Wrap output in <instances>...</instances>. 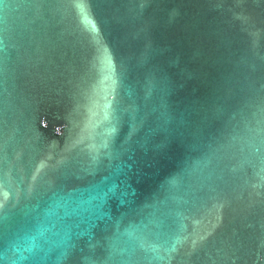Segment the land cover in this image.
I'll use <instances>...</instances> for the list:
<instances>
[{"label": "water", "instance_id": "95a60500", "mask_svg": "<svg viewBox=\"0 0 264 264\" xmlns=\"http://www.w3.org/2000/svg\"><path fill=\"white\" fill-rule=\"evenodd\" d=\"M0 264H264V0H0Z\"/></svg>", "mask_w": 264, "mask_h": 264}]
</instances>
